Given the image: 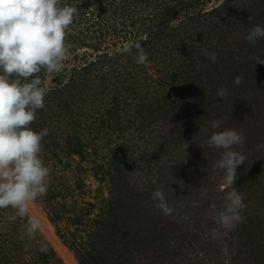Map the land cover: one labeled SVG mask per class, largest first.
<instances>
[{"label": "rangeland", "instance_id": "374dc122", "mask_svg": "<svg viewBox=\"0 0 264 264\" xmlns=\"http://www.w3.org/2000/svg\"><path fill=\"white\" fill-rule=\"evenodd\" d=\"M142 1L144 3L141 7H130V16L124 15L120 10L121 17L111 15L109 18L110 15L102 12L101 6L104 3L101 0H61L63 4L78 7V15L66 36L70 58L66 61L64 70L68 76L65 79L59 74L47 76L45 83L49 87H55L60 79L67 82L74 67L86 66L97 56L104 54L103 52H114L127 42L126 38L130 41L133 35L130 36L132 31L128 28H132L137 34L138 27L148 25L149 20L146 17L156 14L157 0ZM220 6L223 8H219ZM216 8L218 12H213L193 24H187L182 28L183 32L172 39L174 42L182 39L184 42L186 39L192 41L186 45L188 53H177L183 57L185 55V58L190 53L196 60L203 58L205 52L217 54L216 62H210V71L204 74L209 84L210 76L213 75L211 71L216 70L214 80L217 83L209 85L214 93L213 97L190 93L191 95L186 94L181 99V104L168 103L170 109L161 108L155 111L154 117L158 121L148 124L145 134L139 135L134 131L142 120L148 123L154 118L150 112L146 113L147 104L152 100L145 94L158 89V84L153 85V80L157 82L161 78L166 81L164 89H170L171 99L177 97L182 89L180 82L169 85L159 75L160 71L164 72L163 69L169 66L177 68V62L172 58L178 60V57L171 55L172 58L167 60L165 66L158 65V62L145 63L144 70L147 71V77L151 78L149 81L144 80L143 74H137L138 69L133 65L129 66V71H133L130 74L133 75H127V83L119 81L116 84V79L110 76L104 84L109 90L102 93L103 87L99 80L97 85L102 89L97 87L96 91L86 93L89 96L88 101L94 100L91 107L88 106L89 103L81 111H77L75 107L72 116H68L69 124H63L66 125L63 133L67 132L64 137L67 142L70 138L69 132L73 135V132L79 131V125L73 129V122L83 118L81 122L84 128L81 126L78 137L88 145L86 159L81 160L80 156L71 158L67 172H62L63 165L56 164V161L48 163L46 166L51 173L47 194L29 205V215L37 216L42 223L39 237L31 242L33 246L38 247L39 244L40 248L48 244L64 264H79L75 253L66 246L58 230H62L67 239L72 232L80 233L76 244L83 249L89 244L97 243L98 246V237L90 240L89 227L87 230L85 228L86 225L90 226V222L81 227L77 218H86L90 211L93 220L104 207L102 198L107 197L111 186L116 184L118 190L115 199L124 195L125 200L123 203L117 201V209L119 207L120 211L118 213L117 210V215L114 213L111 219H116L114 221L118 225L119 236L126 238L122 231L128 232L143 243L134 248L130 247V250L127 248L123 260L115 261L114 264H264V147H258L264 144V64H257L250 59L259 57L264 60V39L257 40L255 44L246 40L248 32L254 26L264 27V0H208L191 13L199 15V11ZM222 16L231 19L227 18V21L222 22ZM103 19V28L94 23ZM178 21L172 22L170 28L178 29ZM133 23L135 28L132 27ZM106 26H111L113 30L108 31ZM78 36H81L80 41H77ZM89 37H100L103 43L95 47L96 43ZM82 40H86L85 43ZM124 58L120 64L130 63L129 57ZM108 65L103 68V73ZM109 70L110 68L107 71ZM235 76L243 78L239 86L233 83ZM221 85L227 89L224 100L216 95ZM136 86L143 88L144 92H136L143 97H137L139 103L137 99L132 100ZM118 89L127 101V105L120 103L122 108L119 110V117L107 114L105 110V104L114 100ZM137 111L145 112L142 113L144 116L136 114ZM102 113L107 117L100 119ZM120 119V125L116 126L115 120ZM217 119H222L223 123L215 131L233 128L246 138L243 147L246 160L237 168V179L233 187L243 193L247 208L242 215L245 217L247 214L250 219L245 217L243 221L247 220L246 224L241 222L233 232L227 231L222 238L213 240L209 233V229L215 226L212 216L220 209L225 195L219 187L222 173L213 167L223 149L209 148L206 144L213 131L210 123ZM93 124L95 127L90 126ZM105 125L116 126L117 129L128 128L126 136L132 141V149L128 150L126 147L119 152L117 149L111 151L109 143L112 148H117L122 141L118 139L117 133L114 136L109 135L108 129L103 128ZM201 128H208V132L199 131ZM130 130L134 133H129ZM147 146L156 148L153 149L157 150L156 154L163 157L157 167L154 160L157 156H150L145 150ZM118 165L120 168L118 167L117 172ZM150 168L153 170L150 171ZM147 171H150V176L145 175ZM65 174L68 176L67 191L61 186L60 179ZM102 178L107 181L102 183ZM157 188L163 191L169 205L174 207L171 216L165 217L160 210L153 207L151 194ZM204 190L207 191V199L200 197V192ZM72 192L73 195L70 194ZM52 194H57L66 208L63 213L60 211L62 207H59V212L65 218L58 225L51 222L48 215L51 211L50 204L44 201ZM64 194L65 197L62 198ZM132 198H136V201L129 200ZM195 200L200 201L199 207L191 205ZM2 223L6 226L12 225L6 218L0 221V225ZM9 230L8 228L6 233ZM110 243L112 242L108 237L103 244L108 248L104 251L107 258L112 254ZM31 258L32 253L25 250L23 260L29 261Z\"/></svg>", "mask_w": 264, "mask_h": 264}, {"label": "trees", "instance_id": "16d2710c", "mask_svg": "<svg viewBox=\"0 0 264 264\" xmlns=\"http://www.w3.org/2000/svg\"><path fill=\"white\" fill-rule=\"evenodd\" d=\"M103 1V5L101 6L102 12L109 16V18L112 16H122L121 11L125 13L124 15L130 16V7L132 9H137L141 7V5L144 3L142 0H121L120 2L117 0H101ZM208 0H157L156 2V14L152 16V14H149L148 18L149 20L148 25H143L138 27L137 34L134 32L132 28L130 29L132 34L130 32H126L130 36L133 35L132 38H130V41H139L141 46L144 48L145 52L148 54V61H151L152 63H156L158 65L165 66L168 61L172 58L171 55L178 57V60L175 58H172L174 61H176V65H178L177 68H174L172 66H169L168 68L163 69V71L159 72V75L163 77L165 80H167V84H179L181 85V90L179 91L177 97H172L171 91L164 89L166 81H163L161 78L155 80L153 85L158 84V89L152 90L151 92H146L145 94L149 96L152 100L150 104H147L148 107L146 109L148 110L146 113L150 112L152 116L154 117L155 111L161 110V108L170 109L171 103H179L183 100L186 94H195L203 96H212L213 91L209 89V85L213 82L217 83L216 80H214V74L216 73V70H212L213 75L210 76V82L208 84V81L205 78V73L210 71L209 60L204 56L203 58L199 57L197 60L191 56V53L185 58L178 55L177 53H183L186 54L189 52L188 47H186L187 44H189L192 41H189L188 39L184 40L182 39L179 42H174L172 39L181 34L183 31L182 28L186 26L187 24H193L194 22H197L199 19L203 17H207L209 14L211 15L213 12H218V8L212 9L210 11H199V15H193L191 11L193 9L198 8L200 5L205 4ZM131 2L133 4H131ZM135 7V8H133ZM219 8H223L220 6ZM121 10V11H120ZM133 11V10H132ZM120 13V14H119ZM123 15V16H124ZM228 18V17H227ZM226 16L221 18L220 21L224 22L227 21ZM115 19V18H114ZM231 19L230 17L228 18ZM117 20V19H116ZM180 23V27L178 29L170 28V24L174 21H177ZM103 20L96 21V25L101 26L103 28ZM147 21V20H145ZM221 26V25H220ZM107 27V26H106ZM115 27V26H114ZM132 27L135 28V24H132ZM107 30H113L111 26L107 27ZM122 31V30H121ZM175 31V34L173 32ZM145 35V37H143ZM79 39L77 41L81 40V36H78ZM91 40H93L94 43H96L95 47H98L100 44L103 43V41L100 39V37H89ZM83 43H85L86 40H82ZM126 41L128 42V38H126ZM135 52V50H134ZM100 53V52H99ZM104 54H101L100 56H97L95 60L92 62L86 64V66L82 67H74L73 72L69 75V79L67 82H64L65 76H68V73L66 70H63L59 75L64 78L63 81L60 79L58 80L57 86L50 87L49 94L45 97L44 103L45 107L41 110H37L36 113V120L32 123L31 128L34 131H41L45 127L48 128L49 132L46 137L42 140V144L44 147L42 148V151L40 153L41 159L44 161L45 165L48 163L52 164V161H56V164L63 165L62 172H67L69 161L71 158H74L76 156H80L81 160L86 159L88 145L85 144L82 141L81 137H78L79 133H81V126L82 122L80 120H76V122H73V129L78 126L79 131H75L72 133L69 132L70 138L65 142L64 137L66 136L67 132L63 133V127L66 125L63 124H69L67 122V119L69 121V115L72 116V112L75 111V107L77 108V111H81L82 108H85V104L89 103V107L94 103V100L88 101L86 93H89L91 91L97 90V83L100 80L102 87L99 86L102 90V93L105 91H108L109 88H105L104 84L105 81H108L107 79L111 76L116 79L117 82H126L127 75H133L130 73H133V71H129V66H135L137 70V74L141 73L144 76V80L149 81L150 79L147 77L146 73L147 71L144 70L145 64H136L133 60V56H122L116 54V51L114 52H103ZM193 53V52H192ZM178 55V56H177ZM129 57L130 63L127 64H120L125 58ZM124 58V59H123ZM123 59V60H122ZM194 59V60H191ZM122 60V61H121ZM168 60V61H167ZM133 62V63H132ZM108 65L107 70L110 68L109 71L106 70L105 73H103V68ZM122 65V66H121ZM199 66V67H198ZM211 66V65H210ZM212 68V67H211ZM129 73V74H128ZM101 74V75H100ZM114 74V75H113ZM41 77L45 80L46 75L42 71L40 73ZM213 76V78H212ZM146 77V78H145ZM118 79V81H117ZM143 80V79H142ZM177 82V83H175ZM95 83V84H94ZM152 83V82H150ZM123 85V84H122ZM125 86V85H124ZM98 87V88H99ZM160 87V88H159ZM140 88V90L138 89ZM135 95L132 96V100L135 101V99L143 98L139 93H144L143 88L136 86L134 88ZM111 91V90H110ZM142 91V92H141ZM190 94V95H191ZM154 96V97H152ZM170 100H167V99ZM137 99L138 103L139 100ZM146 99V98H145ZM133 101V102H134ZM144 101V99H143ZM123 102L127 105V101L124 100L122 92L120 89H118L117 92L114 94V100L110 103L105 104V110L110 115H116L119 117V110L122 108L120 103ZM170 103V104H168ZM102 104L100 105V109H102ZM128 111V110H126ZM168 111V110H167ZM179 111V110H178ZM85 112V111H84ZM83 113V112H82ZM145 112H136V114L141 116H144ZM81 116V115H80ZM106 115L105 113H102L100 116V119L104 118ZM107 117V116H106ZM120 119L119 121H116V126L120 125ZM158 121V118H153L151 122H145L144 119L142 122L137 126L136 130L134 132H137V134H145L146 129L148 128V124L155 123ZM79 123V124H78ZM147 123V124H146ZM105 124V123H104ZM91 127H95V125H90ZM115 126V127H116ZM113 126H104L103 128H107L109 135L114 136L117 133V137L119 140L122 141L120 143V146L117 148H112L111 143H109L108 147L111 149V151L116 150L119 152L123 148H130L132 149V141L131 139L127 138L126 133L129 131L128 128H115ZM130 130L129 133H134ZM108 135V134H107ZM60 137V138H59ZM63 137V138H62ZM148 147V146H147ZM156 149V148H153ZM151 148H147V152H149V155L154 158V156H157L155 160L156 167L159 165L161 159L163 157H160L159 154H156L157 150H153ZM159 150V149H158ZM162 156V155H161ZM115 159V158H114ZM121 164V163H120ZM119 165L117 166L116 171L119 170ZM153 169L150 168V171ZM150 171L146 172L145 175L150 176ZM112 175V174H110ZM68 176H61V186H64L65 191L68 190L67 183H68ZM107 181L106 178H102L101 182ZM139 185V184H138ZM116 184L114 186H111L109 195L105 198H102V203L104 204V207L100 209V212L98 215L92 220L90 217L91 213H87L86 218H77L79 225L82 227L86 225V223H89L90 226H85L86 230L87 227H89V239L98 237L99 243L98 246L97 243L89 244L88 247L81 248L76 243L78 242V239L80 237V233L72 232L69 234L71 237L69 239L66 238V234L62 232V230H58L59 235L61 239L65 242L66 246L72 250L76 258L79 262V264H114L115 261H122L126 251L130 250V247L134 248L143 243L137 236L134 234L131 235V233H125L122 230L123 236H119L120 231H118V225L115 223L116 219H111V217L114 215V213L117 215L120 211V208L117 209V201L119 203H123L125 200L124 195L122 197L119 196L117 200L115 199L117 196V190H116ZM139 191V190H137ZM73 195V192L70 193ZM49 197V198H48ZM48 199L44 200L47 203L50 204L51 211L49 212L50 220L53 224L58 225L64 218L63 214L59 212V207H62L60 210L61 212L65 213L66 208L64 203H62V199L58 198L59 196L57 194H52L51 196L48 195ZM65 197V194L62 195V198ZM129 200L136 201V198H132ZM118 203V204H119ZM75 207L73 210L75 211ZM6 209L0 210V221L2 219H7L8 216L13 215L14 211L12 209ZM78 214V213H77ZM70 217V216H69ZM245 217L250 219L247 214H245ZM115 220V221H114ZM9 221V220H8ZM247 221V220H246ZM246 221H243L242 223ZM12 222V225L6 226L5 223H2L0 225V264H64L60 258L57 256L55 250L48 244L45 246L42 245L41 247H46L47 252H41L39 248L35 245H32V241L37 240L36 238L39 237V233H37L36 238L33 240H29V238L26 236L24 231V224L26 223L25 219L17 218L15 221ZM159 226V224L157 225ZM2 227H6L5 229ZM94 227V229H93ZM10 229L7 233L6 230ZM60 229V228H58ZM78 229V228H76ZM229 233L233 232L232 230L228 231ZM241 233V231H240ZM130 234V236H128ZM243 234V232H242ZM242 234L240 236H242ZM109 237L110 241V247L112 254L109 255V260L107 257H105L104 251H106L108 248H105L103 244L107 241V238ZM73 238V240L71 239ZM104 238L106 241H104ZM138 238V239H137ZM125 239V240H124ZM125 242V243H124ZM124 243V245H123ZM234 241L230 244H233ZM27 246V247H26ZM26 248V249H25ZM127 248H129L127 250ZM32 253L33 258L31 260H23V252L27 250ZM103 257V258H102ZM106 258V259H105ZM108 260L111 263H108ZM22 261V262H21Z\"/></svg>", "mask_w": 264, "mask_h": 264}, {"label": "clouds", "instance_id": "9594fccd", "mask_svg": "<svg viewBox=\"0 0 264 264\" xmlns=\"http://www.w3.org/2000/svg\"><path fill=\"white\" fill-rule=\"evenodd\" d=\"M77 15V6L63 4L61 0H0V210L14 211L7 217L9 221L26 220L23 227L29 240L42 230L40 219L29 215V205L47 194L51 173L40 156L42 140L49 130L45 127L37 132L31 128L37 110L45 107L44 100L50 92L40 73L54 76L65 69L70 58L66 36ZM260 39H264V27L256 25L246 40L255 44ZM115 51L118 55L133 56L136 64H145L149 59L139 41H128ZM204 55L211 63L217 60L215 52ZM250 59L264 64L259 57ZM242 81L241 76L233 78L236 86ZM226 93L221 85L216 95L224 100ZM222 123V119L211 121L213 131L206 140L209 148L223 149L213 165L222 173L219 187L225 193L223 204L212 216L215 226L209 233L213 240L243 222L242 213L247 208L243 193L233 187L237 168L246 160V138L233 128L215 131ZM199 131L207 133L208 128ZM200 197L207 199V191H201ZM151 198L153 207L163 216L173 214L175 209L161 189H155ZM199 204V200L191 202L193 207ZM40 251L47 252V248L41 247Z\"/></svg>", "mask_w": 264, "mask_h": 264}]
</instances>
